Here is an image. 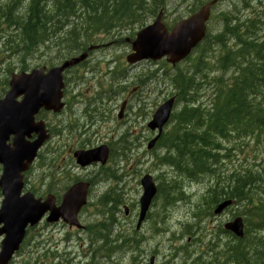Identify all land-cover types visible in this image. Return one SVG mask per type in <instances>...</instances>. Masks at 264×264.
Listing matches in <instances>:
<instances>
[{"label":"flooded vegetation","instance_id":"obj_1","mask_svg":"<svg viewBox=\"0 0 264 264\" xmlns=\"http://www.w3.org/2000/svg\"><path fill=\"white\" fill-rule=\"evenodd\" d=\"M203 4L197 2L176 5V7H179V11L172 13H179L181 16L172 22L171 25L191 16L201 9ZM215 8L216 6L212 7L209 12L206 22V32L202 40L204 42H201L196 47L197 49L195 48L183 63L186 64L193 59L195 60L190 69L195 71L194 78L199 86L204 85L205 78L207 77L199 68L200 63H198L206 49L204 43H208L207 50L209 51V43L215 41L209 29L210 22H215L216 20ZM165 9H167V6L165 8L164 6H160L159 11L156 13V15L161 14V20L164 24H166L169 16L164 14ZM137 31L138 29L129 32L125 29L112 28L100 38H96V41L99 43L90 44L85 51L92 46H98V48L90 50L87 53V58L79 66L63 73L64 86L61 100L63 107L60 111H47L43 108L34 115L33 123L38 124L42 122L44 124L47 139L37 152L34 162L21 174L23 186L20 196L31 194L35 200L43 203L51 199L54 207L58 208L62 205L65 196L72 187L83 185L86 187V197L85 205L77 214V220L81 228L71 227L62 220L50 222L47 220L49 213H46L36 225H28L25 229L24 238L15 254V256L22 254L18 264H74V258L70 259L65 256H69V253L58 255L56 251L58 245L63 241L67 242V245H70V240L65 235L63 237H56V231L58 230L55 229L52 231L51 239V237L45 238L43 233L39 231L43 226L53 229L58 225L74 231L78 237L79 235L82 236V240L87 245L86 252L82 251L83 260L87 261L85 264H92L93 258L95 264H161V257H166L164 250L162 251L160 247L164 245L165 248L167 242L169 227L167 219L162 218L161 213L156 212L157 218L151 220V211L149 210V213L148 211L146 212L139 228H137L141 195L132 205L125 202V199L120 196H123V194H121L118 187L125 177L119 176L115 170L116 168L114 169L112 166L115 164L113 157L121 154H124L126 157L128 152L135 149L134 145L130 144L128 140L136 134L135 130L128 129V127L121 128L117 124L110 129V141L94 142L93 140V136L97 133L99 134V124L103 123L104 116H110L113 111L118 110L116 117L118 122L124 118L125 123H131L133 126L132 112L125 115V110L129 108V100L124 99L120 105L115 101L122 90L129 85L131 89L128 93L131 94L130 97H132V102L135 106V122L140 125L144 123L140 132L144 134L145 141L148 140L146 150L151 151V153H156V151L166 152L164 148L158 146V142L159 139L165 138L168 123L159 129L153 128L151 122L159 106L167 102L170 97H175L173 91L167 92L168 64L165 59L159 61L142 60L137 62L138 64H129L127 62V56L132 53V42L135 39ZM118 38H122L123 40ZM108 52H113V55L108 56ZM82 53L83 51L76 53L71 58ZM97 54H100L101 57L97 58ZM59 63L61 61L56 62V65ZM51 66L54 65L44 64L34 68L45 67L47 71ZM89 68L93 71L88 73ZM31 69L27 68L20 71H29ZM173 69L178 70L177 67ZM95 72L98 73V76H95ZM153 86L154 89H152ZM146 89H148L149 93L152 90L156 91L157 96L154 101H150L149 103L144 101L143 93ZM8 90V83L0 84V101L4 99ZM127 94L122 96V99ZM22 100L23 96L16 99L17 102H22ZM13 138V135L8 137L5 143L6 150L12 147ZM155 138L156 142L148 148L151 141ZM36 139L37 135L33 132L29 136L24 137V140L28 143L34 142ZM89 151H97L100 154H103V152L107 153L106 161L102 163L99 156L96 161L91 162L85 167L77 164L74 154ZM61 154L67 157L64 163L62 162ZM1 170L2 166L0 165V173ZM144 175L139 180L140 187V182ZM63 179H66L65 183L59 184ZM101 183L107 186L106 191L104 190L99 195H97L99 192L94 194L97 186H103ZM156 186L158 193V183ZM157 195L153 201H155ZM0 196L1 208L3 200L1 190ZM152 203L150 209L154 206V202ZM135 204L136 212L128 207H133ZM90 212H92L93 219L89 215ZM119 215L122 216L123 220L131 223V231L128 235H125L119 229V226L122 224ZM97 216H99V220L96 219ZM92 220L95 222L90 223ZM148 225H151V232L147 235H142ZM1 228L2 225H0ZM183 231H185V228ZM211 231L216 234L217 240L223 238L227 240V243L224 245L218 243L211 244L206 248L187 252L181 257L183 236L178 240L177 250L173 252L175 259L167 263L264 264V253L261 248V242L264 240L263 231L255 230V234L251 238L245 236L247 231L245 228L241 238L233 236L230 231L222 227L214 226ZM35 232L37 233L36 235L34 234ZM2 239L3 236L0 237V245ZM91 239H95L96 243L91 241ZM186 239V242H188L190 238L186 237ZM248 240L256 242V251L253 248H249ZM153 242L158 248L151 246ZM63 250H66V246ZM126 256H129V259L126 260ZM14 258L9 264H14Z\"/></svg>","mask_w":264,"mask_h":264},{"label":"rangeland","instance_id":"obj_2","mask_svg":"<svg viewBox=\"0 0 264 264\" xmlns=\"http://www.w3.org/2000/svg\"><path fill=\"white\" fill-rule=\"evenodd\" d=\"M184 1H186L185 2L186 4L187 3L191 4L194 1H198V0H168L167 1L168 9H165L164 12L166 16L169 15L166 22L167 25L176 21L181 16L179 13H170V12H172V8L175 5H178ZM7 3L8 0H0V11L1 9L10 8L12 13L18 15L20 8L22 9L23 12L24 8L26 7V2L24 0L20 1L18 3L19 5L17 4L3 8L5 5H7ZM53 3L54 0H47V6L49 8H51ZM233 5L237 6L235 15L232 14ZM82 7H83L82 3L77 2L76 6L73 9L74 12L76 13L72 12L68 15L67 19H63L62 22L55 25L51 24L50 26L52 28L54 27V29H59L60 33L67 32L69 30H74L76 33L75 36L83 37L86 33V27H85V15L83 14ZM215 10H216V20L215 22H210L209 24V29L213 36L219 34L222 31L223 18H225V16L233 15L237 17L240 20V22L243 20L246 21L245 19L251 18L252 16L260 17L264 21V10L258 1H249L248 4L245 5L242 2L240 3L239 0H223L215 8ZM175 11L176 10H174L173 12ZM155 15L156 13L153 16L147 17V19L144 22V25L152 22L155 19ZM0 22H1L0 25L4 28V31L0 32V40H1L0 84L8 83L10 74L13 72L20 71L22 67L34 68L42 64L55 65L56 62L59 61V58H56L57 50L55 47L45 48L44 45H40V47L33 48L32 50H29L26 54H23L20 48L18 30L9 29L4 19L2 18L1 13H0ZM139 27L140 26L138 25H131L127 27L125 30L131 32ZM6 32L7 33L11 32L12 34L7 39H6V34H7ZM262 35H264V25H262L259 31L257 32L258 37ZM225 39H227L225 43L222 42L217 43L216 40L215 42L211 41L209 43V51L206 48L204 55L200 59L202 60L205 57V62L200 63L199 68L206 74L207 79L205 80L202 89L198 93V101L205 105H207L209 101L208 100L209 97L211 100L213 94V87L215 88V84L218 83L219 79L225 81L223 87L230 86L232 84V80L230 79L232 72L224 71L220 69V63H219V60L221 56L224 54V52L231 45H235V41L233 42L231 38H225ZM111 55H113V52H108V56ZM96 57L100 58L101 55L97 54ZM194 63L195 60L193 59L189 63L183 64L180 67V70L182 71L189 70ZM91 71L93 70L89 68L88 73ZM175 73L176 70L169 67L167 71V75H169L170 77V75ZM95 76H98V73H96ZM207 82H210V84L207 85L206 84ZM167 84H168L167 92L170 93L171 91H173V88L169 84L168 79H167ZM130 89L131 86L127 85L119 94V96L116 97L115 101L118 103V105H120L122 100L129 99L128 102L129 108L125 110V115L130 114V112H132L133 126L131 125V123H125L123 120L124 118L122 119V121L118 122L116 118L118 114V110H116L115 112L113 111L110 116H104L103 123L99 124V128H98L99 134L97 133L95 136H93L94 142H100L104 140L110 141L111 139L110 129L115 127L117 124L121 128L128 127V129L135 130L136 132L135 135L131 136V138L128 139L129 143L133 144L135 149H132L130 152H128L126 157L124 156V154L113 157L115 159V164L112 165L113 168L114 169L116 168L115 170L119 176L125 177L124 180L120 182L118 185L120 192L121 194H123V196L120 194L119 195L122 198H124L125 202H127L128 204L130 205L134 204L137 201V198L142 193V189L139 185V180L141 176L146 173L154 176L155 182L158 183V185L161 184L163 189H166L165 191H163L164 194H167L170 188L177 189L176 192L177 198H175V196L172 194V195H168L165 199H163V195L158 194L154 202V206L150 209V211H151V220H153V218H157V215L155 214L156 212L157 213L160 212L161 217L167 219L170 233L176 232V235H180L179 232L181 231L182 227L180 230L179 228L181 225H186L187 227L188 225L194 226L192 228L193 231L191 230L190 233H187V236L184 235V240L181 243V245H183V251L182 254H180L181 257H183V255H185L187 252L206 248L208 245L211 244H215V243L221 245L226 244L227 240L223 238L217 240L216 234L212 233L211 229L214 226L222 227L225 222L230 221L236 216L240 217L244 221L247 230L246 231L247 237L249 238L253 237V235L255 234L254 231L261 228L256 226L257 222L252 223L249 226L246 224H248L247 223L248 220H251L252 219L251 217L254 214L256 215L258 214L259 209L262 206L264 207V137L256 139L254 137H238L236 134H234L232 136H227L226 138H217L215 142L219 145V149H220L217 156L221 158V160L216 166H211V170H213V172L198 176L197 175L188 176L182 174V172L177 171L171 166L168 165L166 166V164L162 163L163 164L162 165L161 163H158L159 162L158 156H160L161 152L163 153V151H157L156 153L155 152L151 153V151L146 150V145L148 143V140L145 141L144 134L140 132V129L141 127L144 126V123L140 125L137 122H135V118H134L135 106L133 105L132 97H130L131 94L128 93ZM152 89H154V86ZM215 90L217 89L215 88ZM125 94L127 95L122 99V96H124ZM156 96H157L156 91L152 90L151 93H149L148 89L144 90L143 99L145 102L149 103L150 101H154ZM182 106H183L182 103L178 104V106L176 107L177 110H179ZM171 125L172 123L168 125L167 131ZM213 153L215 154L214 151ZM163 155L164 153L161 155V157ZM60 156L62 157V162L64 163L67 160V157L63 154H61ZM242 172H247V173L249 172L253 177L252 183L245 190V197L233 198L235 199V203L224 213L218 216L211 215V210L209 209L210 212H208L209 210L206 209L209 204L208 199L212 195L213 191L219 187L227 186L228 184H231L232 178L237 174H242ZM133 174H135V176H133ZM65 181L66 179H63L61 182H59V184L65 183ZM169 182L171 183L168 184ZM106 188L107 186L104 185L97 186L94 190V194L99 192L97 193V195H99L102 192H104ZM174 199H176V203L175 202L173 203ZM166 200H170L167 206L164 202ZM0 202H1V196H0ZM135 206L136 204L133 207L130 206L128 207L130 209L135 210L136 212ZM195 213H197L198 218L193 217ZM89 215L93 219L92 212H90ZM96 219L99 220V216H97ZM119 219L122 221V224L121 226H119V229L123 231L125 235H128L131 231V223L123 220L121 215H119ZM94 222L95 221L92 220L90 223H94ZM150 227L151 225H148L143 231V234L142 233L141 234L147 235L148 233H150L151 232ZM55 229L58 230L56 231V237H63L65 235L67 239L70 240V245H67L66 244L67 242L65 241H63L58 245L56 250L57 254L63 255L64 253H69V258L72 259L74 258L73 259V261L75 262L74 264L87 263V261L83 260V256H82V251L86 252L87 245H85L81 235H79L78 237V235L74 231H71L67 228H63L60 225L56 226L53 229L50 227L43 226L39 229V231L43 233V236L45 238H48L51 237L52 231ZM170 233H167V242L165 248L164 245L160 247L162 251L164 250V254L166 255V257L165 256L161 257V261H160L161 264H173L171 262L167 263L171 261L169 257L172 251L171 247L173 244L177 246L178 240L181 237H183V236H178L173 239L172 236H170L172 242H168ZM34 234L36 235L37 233L35 232ZM263 235H264V231H263ZM186 237L190 238L188 242H186L187 241ZM65 246H66V250H63ZM151 246L154 248H158L155 246L154 242L151 244ZM248 246L249 248H253L254 251L257 250L255 241L248 240ZM263 247H264V240L261 242L262 250ZM21 255L22 254H20V256L17 255L15 256L13 261L14 264H18ZM126 257H127L126 260L129 259V256ZM92 264H95L94 258Z\"/></svg>","mask_w":264,"mask_h":264},{"label":"trees","instance_id":"obj_3","mask_svg":"<svg viewBox=\"0 0 264 264\" xmlns=\"http://www.w3.org/2000/svg\"><path fill=\"white\" fill-rule=\"evenodd\" d=\"M24 1L26 7L23 14L19 12L15 15L10 8L1 9L2 18L7 26L18 30L23 54L40 45H44L45 48L55 47L58 62L86 50L87 46L93 43L92 36L95 34H105L112 28L122 30L131 25L143 26L147 17L153 16L166 2V0H54L49 8L47 0ZM249 1H258L264 10V0H239L245 5ZM19 2L20 0H8L3 8ZM77 2L82 3L85 15L87 30L83 37L75 36L74 30L60 33L59 29L50 26L67 19L70 13H76L73 9ZM236 7L233 5V15L236 14ZM233 15L223 18V29L214 36L217 43H225L227 41L225 38H233V42L235 41V45H231L219 60L220 69L232 72L230 86L223 87L225 81L219 79L215 84L217 90L213 87L211 100L209 97L205 105L196 98L199 85L194 80L195 71L191 73V70L178 69L175 75L170 77L168 75L169 84L176 90V101L183 106L172 113L170 118L172 125L165 138L159 139L158 146L164 148L166 152L158 159L188 176L213 172L211 166H216L221 160L217 156L220 150L215 142L217 138H226L234 134L238 137L256 139L264 137V89H262L264 35L257 36L264 21L260 17L252 16L240 22ZM204 45L208 49V43L205 42ZM203 62L205 57L198 61ZM252 181L253 177L249 172L235 175L231 184L213 191L206 210H211L214 204L225 198H244L245 190ZM159 186L157 194L163 195V199L172 194L177 198V189L170 188L167 194H164L163 191L166 189H163L162 185ZM169 201H164L166 206ZM251 218L247 222L248 226L249 223L251 225L257 222V227L264 228L263 206L258 214ZM91 241L95 242V239Z\"/></svg>","mask_w":264,"mask_h":264},{"label":"water","instance_id":"obj_4","mask_svg":"<svg viewBox=\"0 0 264 264\" xmlns=\"http://www.w3.org/2000/svg\"><path fill=\"white\" fill-rule=\"evenodd\" d=\"M218 1L207 2L197 13L176 23L170 32L162 24L159 14L153 24L137 33L132 42L133 53L127 57V61L135 63L141 60L157 61L166 58L169 64L176 65L185 59L205 36V23L210 9ZM85 58L84 53L51 68L47 73H44L45 68H41L32 70L29 74H12L9 82L10 90L4 100L0 101V164L3 167L0 176V190L3 196L0 208V225H2L0 237L3 236L0 245V264L9 263L24 238L26 227L36 225L46 213H49L47 220L50 222L61 219L70 226L79 227L76 215L85 204V186L78 185L71 188L58 208L54 207L51 199L43 203L35 200L31 194L23 196L20 194L23 186L21 174L31 165L38 149L47 139L44 124L42 122L34 124L33 117L41 108L47 111H60L63 107L62 73ZM20 96H23V100L17 102L16 99ZM173 103L172 98L159 107L152 121L153 128L160 129L167 123ZM32 132L37 135V139L28 143L24 137ZM10 135L14 136L12 147L6 150L5 143ZM155 142L156 138L151 141L148 148ZM99 156L104 163L107 159V153L104 152L100 154L97 151H89L74 154L77 164L82 167L96 161ZM140 184L143 193L140 199L137 228L157 192L151 175H144ZM231 203V200L222 202L215 208L214 214H221ZM225 228L238 237L242 236L243 224L240 218L226 224Z\"/></svg>","mask_w":264,"mask_h":264},{"label":"bare ground","instance_id":"obj_5","mask_svg":"<svg viewBox=\"0 0 264 264\" xmlns=\"http://www.w3.org/2000/svg\"><path fill=\"white\" fill-rule=\"evenodd\" d=\"M20 1H23V0H20ZM18 3H13V4H11L10 6H12V5H17ZM19 5V4H18ZM19 12H21V14H23L22 13V9L20 8V11ZM15 21H16V19H15ZM0 24H1V22H0ZM16 25V24H15ZM219 26V25H218ZM231 26V25H230ZM9 29H11V30H14L13 28H11V27H9V26H7ZM16 27V26H15ZM54 28V27H53ZM215 30V29H214ZM4 31V28L0 25V32H3ZM7 33V32H6ZM12 34H11V32H9V33H7L6 34V39L7 38H9V36H11ZM230 36V35H229ZM256 38V37H255ZM233 39V38H232ZM263 40V39H262ZM0 42H1V40H0ZM203 43V42H202ZM43 44V43H42ZM39 45V44H38ZM212 46V45H211ZM40 47V46H39ZM41 48H42V46H41ZM62 54H64V53H62ZM138 64V63H137ZM25 66V65H24ZM164 67V66H163ZM133 68V67H132ZM23 69V68H22ZM21 70V69H20ZM119 75V74H118ZM153 75H155V74H153ZM120 76V75H119ZM156 76V75H155ZM98 78V77H97ZM117 78V77H116ZM153 78V77H152ZM115 81V80H114ZM113 83V82H112ZM262 89H264V88H262ZM186 90V89H185ZM188 90V89H187ZM186 90V91H187ZM77 97H79V96H77ZM255 98V97H254ZM129 100V99H128ZM123 101V100H122ZM103 112V111H102ZM206 113V112H205ZM100 114V113H99ZM97 117V116H96ZM124 150V149H123ZM157 152V151H156ZM161 154H162V152H161ZM160 154V155H161ZM159 157V156H158ZM159 161V160H158ZM127 162V161H126ZM125 163V162H124ZM158 163H163V162H158ZM164 163H165V161H164ZM163 165V164H162ZM167 166V165H166ZM168 166H170V165H168ZM163 169V168H162ZM172 169V168H171ZM174 172V171H173ZM167 176V175H166ZM154 177V176H153ZM174 177V176H173ZM104 178V177H103ZM157 178V177H156ZM168 178V177H167ZM98 179V178H97ZM96 179V180H97ZM101 179H102V177H101ZM154 179V178H153ZM91 180V179H90ZM106 180V179H105ZM94 181V180H93ZM169 181H171V180H169ZM103 182V181H102ZM105 182V181H104ZM159 182V181H158ZM95 183V182H94ZM100 183V182H99ZM156 183V182H155ZM97 184V183H96ZM102 185H103V183H101ZM167 184V183H166ZM156 185H157V183H156ZM161 185V184H160ZM178 185V184H177ZM133 187V186H132ZM160 187V186H159ZM219 189V188H218ZM159 190V189H158ZM182 191V190H181ZM225 192V191H224ZM224 192H222L223 194H224ZM218 193V192H217ZM228 196V195H227ZM185 197V196H184ZM186 198V197H185ZM91 199V198H90ZM188 199V198H187ZM186 199V200H187ZM226 199V198H225ZM228 199V198H227ZM180 200H183V199H180ZM191 200V199H190ZM213 200V199H212ZM185 201V200H184ZM154 202V201H153ZM157 202V201H156ZM192 202V201H191ZM191 202H190V204H191ZM215 202V201H214ZM176 203V202H175ZM153 204V203H152ZM158 204V203H157ZM114 205V204H113ZM116 205V204H115ZM186 205V204H185ZM215 205V204H214ZM111 206V205H110ZM139 207V206H138ZM264 208V207H263ZM139 209V208H138ZM245 209H247V208H245ZM112 211V210H111ZM139 211V210H138ZM252 212V211H251ZM255 212V211H254ZM148 213H149V211H148ZM243 215V214H242ZM245 216V215H244ZM248 216V215H247ZM250 218V217H249ZM192 219H193V217H192ZM200 219V218H199ZM189 220V219H188ZM198 220V219H197ZM193 222V221H192ZM199 222V221H198ZM183 223V222H182ZM191 223V222H190ZM185 224V223H184ZM192 224V223H191ZM252 224V223H251ZM187 225H188V223H187ZM198 225V224H197ZM246 225H248V224H246ZM249 225H250V223H249ZM257 225V224H256ZM202 226V225H201ZM181 227V226H180ZM189 227V226H188ZM194 227V226H193ZM203 227V226H202ZM259 227V226H258ZM256 228V227H255ZM189 229V228H188ZM188 229H186V230H188ZM203 229V228H202ZM170 230V229H169ZM175 231V230H174ZM193 231V230H192ZM191 232V231H190ZM196 232V231H195ZM90 234V233H89ZM95 234V233H94ZM194 234V233H193ZM99 235V234H98ZM190 235V234H189ZM92 236V235H91ZM96 236V235H95ZM187 236V235H186ZM192 236V235H191ZM246 236V235H245ZM93 237H94V235H93ZM96 237H98V236H96ZM95 237V239H97ZM161 242V241H160ZM96 243V242H95ZM164 249V248H163ZM161 253V252H160ZM218 254V253H217ZM164 255V254H163ZM216 255V254H215ZM178 261V260H177Z\"/></svg>","mask_w":264,"mask_h":264}]
</instances>
